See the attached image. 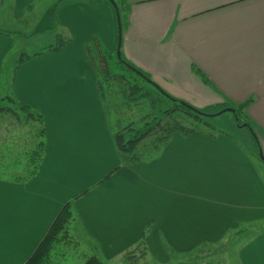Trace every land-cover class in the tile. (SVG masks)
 <instances>
[{
  "label": "crops",
  "instance_id": "crops-1",
  "mask_svg": "<svg viewBox=\"0 0 264 264\" xmlns=\"http://www.w3.org/2000/svg\"><path fill=\"white\" fill-rule=\"evenodd\" d=\"M56 1L0 6V22L4 14L13 23L26 16L29 34L38 35L52 31L53 15L57 31L72 38L62 52L21 65L10 81L17 101L42 112L46 149L30 182L0 179V264H24L70 201L104 262L124 257L150 226L146 253L159 263L207 245L195 264H264V235L246 241L252 233L239 229L264 222V162L229 133L242 138L246 130L254 143L249 125L264 158V0H124L120 38L109 1ZM17 33L0 37V89ZM94 36L109 51L120 45L125 61L197 110L246 104L244 125L232 113L218 115L208 123L223 135H175L157 160L121 166L84 58ZM229 234L240 244L235 253L215 246Z\"/></svg>",
  "mask_w": 264,
  "mask_h": 264
},
{
  "label": "trees",
  "instance_id": "trees-1",
  "mask_svg": "<svg viewBox=\"0 0 264 264\" xmlns=\"http://www.w3.org/2000/svg\"><path fill=\"white\" fill-rule=\"evenodd\" d=\"M3 1L0 0V6ZM61 1L63 0H57L55 4ZM87 1L91 5H97L102 1L109 0ZM112 1L115 4L114 11L117 27L120 28L122 35L125 28V17L122 7L125 1ZM52 20L53 27L51 30L55 31L52 43L31 54L21 53L13 67L11 77L26 62L46 54L62 52L71 43L72 38L66 31H57L58 28L55 25L53 15ZM12 35L0 29V37H10ZM83 53L86 63L95 74L96 91L102 104L104 116L120 158L121 166L133 167L139 164H149L157 160L175 135L185 139L194 133H201L209 139H215L223 135V132L216 130L208 123L207 118L225 109L228 107L227 105L211 109H196L199 114L194 113L183 105L189 104L167 95L145 73L125 61L121 54L120 45L115 50L109 51L96 36L83 45ZM9 96H12V94ZM12 100L15 101L16 108L6 110V114L14 118L17 125H21V115L18 112L25 115L24 122L39 124L37 133L33 135L34 143L31 147L32 149L30 148L28 153V162H30L28 173L23 178L13 180L14 183L22 185L34 179L39 172L45 157L46 133L43 114L39 109L27 106L14 98ZM245 107L246 104L236 108L232 107L235 111L234 117L237 124ZM213 110H216V112ZM6 111L1 109L0 116L6 115ZM246 126L251 130L255 148L258 151L259 145L257 140L254 139V131L249 125ZM73 202L70 201L63 205L44 238L24 264H51L53 256L59 253L60 257H62L65 253L63 246H61L62 244L67 246V243L75 245V243L79 242L84 232L77 222ZM72 217L75 219L70 223ZM74 222L77 234L76 239L71 232ZM149 228L150 226L143 228L140 241L131 251L124 254L125 258L131 259L134 255L144 256L146 254V237ZM246 231L254 235H264V222ZM85 264H102V262L95 255H91L86 258Z\"/></svg>",
  "mask_w": 264,
  "mask_h": 264
},
{
  "label": "rangeland",
  "instance_id": "rangeland-1",
  "mask_svg": "<svg viewBox=\"0 0 264 264\" xmlns=\"http://www.w3.org/2000/svg\"><path fill=\"white\" fill-rule=\"evenodd\" d=\"M35 15L36 12L33 11L31 13V17H34ZM1 19L2 21L0 22V26H3L6 29H11V31L0 28L1 30L6 31L9 34H14L17 33L16 31H20L17 33V35L13 37L15 38L14 42L16 47L10 53L11 60L8 61V66H7V70H8L7 76L9 75L8 83L1 84V89H0V110L3 109L6 111L8 109L13 110V108H16L15 107L16 103L15 101L12 100L14 98L13 95L9 96L11 95L10 94L11 92L9 93V86H10V81L12 84L11 73L13 67L15 66L18 56L21 53L31 54L39 50L40 48L47 46L48 44L52 43L54 39V35L53 32L50 30L45 31L43 33H37L38 35L29 34L33 29V24L31 22V19L27 18L26 16L24 20L22 19L18 23H13V21H11V17L9 16V14H4ZM115 20H116V16H115ZM29 24H31L30 27L28 26ZM227 108L228 107H226L225 109ZM213 111L216 112V110ZM219 112L211 115L214 117L207 118V121L216 120L217 118L216 116H218L217 114ZM6 113L7 111L5 112V114ZM18 114L21 115V125H17V122L14 120V118L9 117L7 114L0 116V179L10 180V181L15 180L16 178H23L28 173L29 170L28 167L30 164V162H28V158H29L28 153L30 152V148L33 146L34 143L33 135H35L37 133V130L39 129L38 123L24 122L25 115L19 112ZM222 114L224 118H226L227 120L232 119V115L230 114V112H224ZM240 118L241 117H239L240 121L238 124L242 123L243 126L244 121H242ZM238 124L236 125L240 127V125ZM212 125H214V123H212ZM240 132H242L243 134L242 138L239 136L237 132L233 133L231 130H229V133L232 134V136L236 139L237 142L245 145L243 147H246L247 149L250 147L253 154L255 153L256 157H260V150L259 149L258 151L256 150L255 144L252 143V141H250L246 130H242ZM74 219L75 218L72 217L70 223H72ZM252 227L253 226L248 225V228L243 227L239 229L247 230V229H251ZM71 232L73 237L76 239L77 234L75 230V222L73 224V229ZM252 236L253 234L252 235L248 234L246 237L247 238L246 241H248ZM226 238L227 240H225V242L223 243L221 242L220 244L215 245L216 248L218 250H221L223 246L225 247L223 250L227 252L229 248L228 246L231 245L232 246L231 251H233L232 253H235L236 250L239 248L240 244L237 243V245H235L233 241V236L231 234H229ZM242 242L243 241H241V243ZM225 243L227 246L225 245ZM61 246H63V250L65 253L63 254L62 257H60L59 253L53 256L51 264H85L86 258L91 255H95L98 258V260L102 262V264H162L156 261L152 257V255H150L148 252L144 256L134 255V257H132L131 259L121 257L119 259L111 260L110 262H104L101 255L98 254L96 247L97 245L90 239L88 235L86 237L83 235L79 240V242L75 243V245L73 243L70 244L67 243V246H65V244H62ZM208 249L209 248H207V245H202L201 247L198 248V251L197 250L195 252L191 251V253L189 254H178V256H176L175 253L172 252L167 264H192L196 261L194 258L197 259L198 256L204 255V253H206Z\"/></svg>",
  "mask_w": 264,
  "mask_h": 264
},
{
  "label": "water",
  "instance_id": "water-1",
  "mask_svg": "<svg viewBox=\"0 0 264 264\" xmlns=\"http://www.w3.org/2000/svg\"><path fill=\"white\" fill-rule=\"evenodd\" d=\"M109 2L112 4V6L115 8V4L113 3V1L112 0H109ZM119 38H120V28H119ZM187 109H189V110H191V111H193L194 113H196V114H199V112L196 110V109H194V108H192L191 106H189V105H185V104H183ZM224 112H230V113H234V110L233 109H230V108H227V109H224V110H221L217 115H221L222 113H224ZM211 117V116H210ZM212 117H214V116H212ZM260 160L262 161V162H264V159H263V157L261 156V154H260Z\"/></svg>",
  "mask_w": 264,
  "mask_h": 264
}]
</instances>
